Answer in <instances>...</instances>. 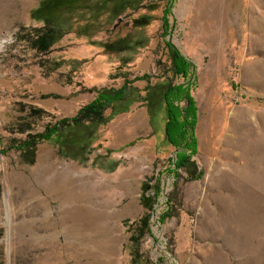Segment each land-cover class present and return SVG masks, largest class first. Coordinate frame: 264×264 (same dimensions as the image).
I'll return each mask as SVG.
<instances>
[{
	"label": "rangeland",
	"instance_id": "obj_1",
	"mask_svg": "<svg viewBox=\"0 0 264 264\" xmlns=\"http://www.w3.org/2000/svg\"><path fill=\"white\" fill-rule=\"evenodd\" d=\"M70 11V31L31 47ZM166 42L193 67L199 178L171 164L164 105L139 99L14 147L124 78L149 74L143 95ZM0 264H264V0H0Z\"/></svg>",
	"mask_w": 264,
	"mask_h": 264
},
{
	"label": "trees",
	"instance_id": "obj_2",
	"mask_svg": "<svg viewBox=\"0 0 264 264\" xmlns=\"http://www.w3.org/2000/svg\"><path fill=\"white\" fill-rule=\"evenodd\" d=\"M106 1L93 0V3L100 9ZM71 12H65L57 20L52 17L45 18L44 24L34 28L32 35L28 36L31 47L37 51H47L53 43L54 32L56 33L58 30L61 32L70 31L75 22ZM134 21L138 24L143 23L140 18L134 19ZM162 26L164 27V25ZM166 45L170 58L169 66L163 71L165 76L149 85L143 95L132 85V82L138 80L148 82L149 74L135 76L133 79L124 78L119 87L101 88L89 102L80 106L73 115L58 118L47 124L43 131L28 134L27 139L17 141L16 144H13L14 147L21 151L32 150L36 143L46 141L63 131L83 126L102 125L108 121L112 113L121 110L129 101L139 99L145 102L149 113H152L158 105H164L166 111L164 137L176 151L171 164L174 169L181 168L186 171L187 178H199L201 172L192 159L196 153L194 127L197 118V107L190 92L192 78H194L193 67L172 44L166 42ZM167 73L172 76H181L184 82L172 83L171 77L166 75ZM168 213L170 212L168 211ZM139 221L147 228L148 214L144 213Z\"/></svg>",
	"mask_w": 264,
	"mask_h": 264
},
{
	"label": "bare ground",
	"instance_id": "obj_3",
	"mask_svg": "<svg viewBox=\"0 0 264 264\" xmlns=\"http://www.w3.org/2000/svg\"><path fill=\"white\" fill-rule=\"evenodd\" d=\"M63 181V180H62ZM67 199L66 201L70 202V206L71 208H75V195L74 193L72 192V190L68 189V192H67Z\"/></svg>",
	"mask_w": 264,
	"mask_h": 264
}]
</instances>
